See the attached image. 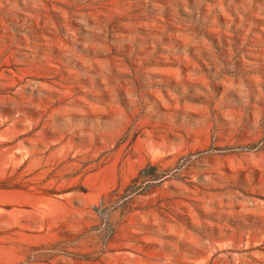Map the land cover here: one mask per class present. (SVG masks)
<instances>
[{
  "label": "rangeland",
  "instance_id": "obj_1",
  "mask_svg": "<svg viewBox=\"0 0 264 264\" xmlns=\"http://www.w3.org/2000/svg\"><path fill=\"white\" fill-rule=\"evenodd\" d=\"M0 264H264V0H0Z\"/></svg>",
  "mask_w": 264,
  "mask_h": 264
},
{
  "label": "trees",
  "instance_id": "obj_2",
  "mask_svg": "<svg viewBox=\"0 0 264 264\" xmlns=\"http://www.w3.org/2000/svg\"><path fill=\"white\" fill-rule=\"evenodd\" d=\"M148 168H157L156 165L149 163L147 167L143 168L139 174L133 179V182L141 181V184L137 186L136 188H133L132 185H129L128 189H130L132 192H137L139 189H141V186L145 182H149L156 179H161L164 177L163 173H156L151 172L149 173L147 170Z\"/></svg>",
  "mask_w": 264,
  "mask_h": 264
}]
</instances>
